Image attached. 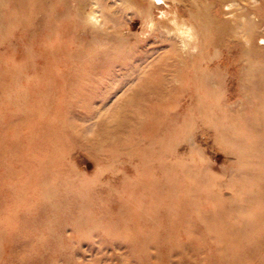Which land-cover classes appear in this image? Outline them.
<instances>
[{
  "label": "rangeland",
  "instance_id": "374dc122",
  "mask_svg": "<svg viewBox=\"0 0 264 264\" xmlns=\"http://www.w3.org/2000/svg\"><path fill=\"white\" fill-rule=\"evenodd\" d=\"M150 1L0 0V264H264V0Z\"/></svg>",
  "mask_w": 264,
  "mask_h": 264
},
{
  "label": "bare ground",
  "instance_id": "6f19581e",
  "mask_svg": "<svg viewBox=\"0 0 264 264\" xmlns=\"http://www.w3.org/2000/svg\"><path fill=\"white\" fill-rule=\"evenodd\" d=\"M155 0H151L150 2H154ZM159 1V0H158ZM162 1V0H160ZM154 4V3H153ZM144 12V16L148 19L146 22L149 27H152L153 24V12L151 7L148 10L142 11ZM174 12V11H173ZM178 10H175V16L172 18L169 17V22L171 24V28H168L167 31L170 32L171 30H174V37L180 38L181 44L183 49L189 51L192 46H196L198 35L196 31L186 22L180 23V18L178 17ZM169 13L163 12V14ZM197 38V39H196ZM174 39V38H172ZM193 51V50H192Z\"/></svg>",
  "mask_w": 264,
  "mask_h": 264
}]
</instances>
